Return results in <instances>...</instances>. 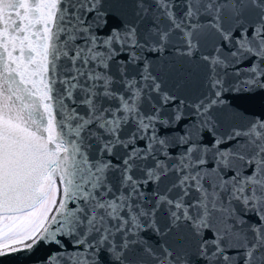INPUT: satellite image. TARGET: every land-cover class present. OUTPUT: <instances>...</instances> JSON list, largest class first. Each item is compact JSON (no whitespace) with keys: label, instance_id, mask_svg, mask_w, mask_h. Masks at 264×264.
Wrapping results in <instances>:
<instances>
[{"label":"snow or ice","instance_id":"6c2138e0","mask_svg":"<svg viewBox=\"0 0 264 264\" xmlns=\"http://www.w3.org/2000/svg\"><path fill=\"white\" fill-rule=\"evenodd\" d=\"M264 264V0H0V264Z\"/></svg>","mask_w":264,"mask_h":264},{"label":"water","instance_id":"95a60500","mask_svg":"<svg viewBox=\"0 0 264 264\" xmlns=\"http://www.w3.org/2000/svg\"><path fill=\"white\" fill-rule=\"evenodd\" d=\"M25 264H34V259H33V261H27V262H25Z\"/></svg>","mask_w":264,"mask_h":264}]
</instances>
